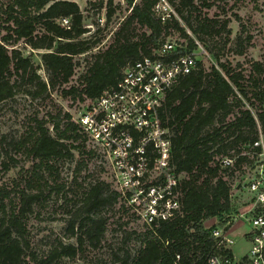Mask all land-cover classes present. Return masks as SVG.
<instances>
[{
	"label": "trees",
	"instance_id": "obj_1",
	"mask_svg": "<svg viewBox=\"0 0 264 264\" xmlns=\"http://www.w3.org/2000/svg\"><path fill=\"white\" fill-rule=\"evenodd\" d=\"M125 2L129 7L126 20L113 34L111 44L89 57V66L75 85H70L75 59L90 54L99 40L82 38L87 30L74 0H9L0 4V16L4 18L1 27L5 31L0 36V104L17 94L45 102L56 89L63 99L93 101L116 86L128 65L143 57H154L170 31L187 42V51H195L198 41L218 67L212 65L206 70L201 62H196L194 70L167 93L161 108V117L172 134L171 164L179 176L181 214L156 228L144 227L140 233L126 234L123 246L110 251V264H209L213 258L232 260L231 249L212 237L214 226L206 228L204 224L215 219L218 227L226 226L227 230L230 223L226 219L232 215L233 182L237 179L240 194L245 191L243 186L249 185L247 173L261 153L260 147L253 144L261 136L264 145V64H252V92L248 98L241 73L219 63V57L206 43L207 38L222 35L223 45L229 43V19L220 21L201 14L214 7L213 0L170 3L175 15L165 22L154 12L159 0ZM98 8H102V2ZM111 14L110 7L107 17ZM63 19L68 20V27L62 26ZM20 44L43 51L39 55L47 81L36 74L33 61L17 47ZM182 53L183 49H177L168 56ZM242 53V49L236 52ZM236 90L242 99H252L249 106L254 115L244 107ZM235 108L238 111L229 120ZM85 144L86 137L79 126L69 112L61 109L41 117L36 113L26 133L11 142L14 153L30 162L31 167L20 168V180L0 186V264H59L62 258L73 260L83 247H97L104 238V212L118 206L119 213L134 216L118 200L111 184L89 174L88 180H93L80 188V199L64 200L65 207L73 202L67 209L70 218L66 231L67 239L74 240V244L56 243L41 256L32 251L28 217L37 206H43L50 194L58 195L64 189V184H57L58 162L72 160L75 151L79 159L75 176L86 170L91 155ZM8 154L0 150V175L17 165ZM224 158L233 160L232 165L223 167ZM132 236L139 243L135 252L126 247ZM244 261L245 257L240 264Z\"/></svg>",
	"mask_w": 264,
	"mask_h": 264
},
{
	"label": "rangeland",
	"instance_id": "obj_2",
	"mask_svg": "<svg viewBox=\"0 0 264 264\" xmlns=\"http://www.w3.org/2000/svg\"><path fill=\"white\" fill-rule=\"evenodd\" d=\"M8 1L0 0V4H6ZM176 1L159 0L157 5L163 8L159 7L157 12L154 11L155 14L159 16L161 13L165 14L164 10H167L170 15H175L170 3L176 4ZM74 2L79 7L84 27L87 30L82 38L90 42L99 40V43L90 54L75 59L76 68L70 85L78 83L80 77L85 73L89 66V57L105 50L111 44L113 34L129 15V7L125 0H111L112 14L109 18L107 17L110 8L108 0H74ZM100 2H102L101 9L98 8ZM138 2L139 0H134V3ZM213 2L215 4L214 7L209 11L202 10L201 14L208 18L217 17L220 21L229 19V43L225 46L223 45V35L221 37L207 38L206 43L213 49V54L219 57V63L224 64L234 72L241 73L244 78L241 84L244 91L248 94L247 97L251 98L250 76L253 75L252 64L254 62L264 64V0H213ZM3 19L0 16V36L5 34L1 27ZM186 31L194 39L191 32L188 29ZM237 38H240L239 42L236 41ZM195 42L198 46L195 50L196 62H201L206 70L212 65L218 67L214 57L209 55L198 41ZM166 43H174L176 47L180 46L187 49V42L179 38V35L173 31H170V35L165 38L163 45ZM17 47L22 50L24 57H29L33 61L36 74L40 79L47 81V73L40 62L39 55L43 51H34L23 44ZM240 49H242L243 53L237 55L236 52ZM25 83L27 85V82ZM236 93L243 101L244 107L249 109L254 115V110L249 106L253 102L252 99L248 102L246 99H242V95L237 90ZM86 105L87 101L80 103L61 98L59 89H56L50 100L45 102L41 100L31 101L26 96L17 94L12 100L0 104V150L2 153L7 151L9 153L8 156L16 159L17 162L15 168L6 174L0 175V186L3 184L11 185L14 179L20 180L18 177L20 168L27 170L31 167L30 162H25L19 154L14 153L11 142L17 141L26 133L36 113H39V117H41L46 112L55 114L56 110L61 109L63 112H69L75 120ZM237 111L238 109L235 108L229 120L233 118ZM74 154L75 156L72 160H62L57 163L59 170L57 184H64V189L58 195L50 194L43 206L41 208L37 206L28 217L27 229L29 231L31 249L37 255H43L49 248L59 242L74 244V240L67 239L66 231V223L70 218L67 209L73 206V202L70 201V204L65 207L64 200L66 198L76 202L80 199V193L87 186V182L93 180H88L90 178L88 177L89 174L97 178V163L95 164L93 160L87 162L85 171L83 170L75 176L74 171L79 159L77 152L74 151ZM21 175L23 176L24 173ZM98 177L106 179L101 175ZM251 177L253 178L254 174ZM74 178H77V184H74ZM233 183L231 191L232 215L230 214V219L228 218L226 221L230 223L227 237L233 241L230 249L235 260L234 264H238L239 260L248 255L250 249L248 239L251 227L247 223L244 214L248 210L249 202L253 195L246 190L240 194L241 191L236 188L237 179ZM117 209L118 206L104 212L107 218L106 232L97 247L85 246L75 259L62 258L59 264H110V251L123 246L124 236L133 232L140 233L144 229L143 224L135 216L123 215ZM213 226L215 227V224L207 223L205 227L210 228ZM126 247L135 252L139 247V243L132 236L127 240Z\"/></svg>",
	"mask_w": 264,
	"mask_h": 264
},
{
	"label": "built area",
	"instance_id": "obj_3",
	"mask_svg": "<svg viewBox=\"0 0 264 264\" xmlns=\"http://www.w3.org/2000/svg\"><path fill=\"white\" fill-rule=\"evenodd\" d=\"M159 7L157 5L154 11ZM164 11L165 14L158 16L162 22L170 17L167 10ZM61 24L69 25L66 19L61 20ZM177 49H183V53L170 58L168 55ZM195 57V51L176 47L174 43L164 44L154 57H143L128 65L114 88L87 102L77 119H73L86 137L91 160L97 163L96 176L106 178L98 177L111 184L118 200L148 229L181 214L179 176L171 164L172 134L161 117V108L167 93L194 70ZM253 147H260L261 153L256 157L254 168L247 173L249 185L243 186L253 195L244 214L251 231L250 249L243 264H264V145L261 136ZM232 162L228 158L221 160L223 167L231 166ZM225 228L215 223L212 237L219 245L230 248L233 241L227 237ZM234 262V258H213L209 264Z\"/></svg>",
	"mask_w": 264,
	"mask_h": 264
},
{
	"label": "crops",
	"instance_id": "obj_4",
	"mask_svg": "<svg viewBox=\"0 0 264 264\" xmlns=\"http://www.w3.org/2000/svg\"><path fill=\"white\" fill-rule=\"evenodd\" d=\"M217 221L215 219H210L208 221H206L205 223H212V224H215ZM206 224H204L206 226Z\"/></svg>",
	"mask_w": 264,
	"mask_h": 264
}]
</instances>
